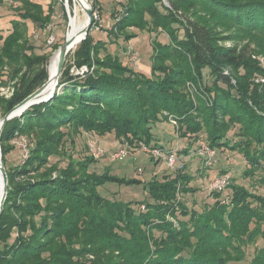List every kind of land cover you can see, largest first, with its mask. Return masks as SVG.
Instances as JSON below:
<instances>
[{"label": "trees", "instance_id": "16d2710c", "mask_svg": "<svg viewBox=\"0 0 264 264\" xmlns=\"http://www.w3.org/2000/svg\"><path fill=\"white\" fill-rule=\"evenodd\" d=\"M16 1L21 7L9 33L0 28V85L4 76L14 80L11 97H0L3 115L48 82L52 53L37 51L30 26L46 29L60 7L58 0H51L47 11L35 0ZM167 2L126 0L123 11L112 13L108 31L126 41L136 36L130 27L156 33L151 75L111 53L110 41H95L92 25L73 55L76 68L88 69L74 74L69 52L53 97L3 127L8 192L0 214V264H264V245L245 259L251 244L264 241V195L237 178L212 190L214 202L204 201L198 209L196 199H187L200 190L192 185L198 176L183 164L173 174L146 181V199L134 205L108 199L101 188L107 182L142 181L121 178L110 167L101 173L91 153L77 158L69 152L68 144L75 146V137L85 132L115 133L123 144L162 149L153 127L172 119L176 135L187 142L180 152L188 154L205 140L216 153H239L246 161L243 177L260 174L256 183L264 186V82L257 81L264 79V67L251 55L264 52V0ZM220 27L234 28L236 41L248 43L220 45ZM161 33L168 42L158 39ZM255 41L258 50H250ZM60 46L53 43V52ZM18 136L30 139L29 153L8 166ZM197 154L203 177L211 165L206 155ZM59 158L67 164L60 166ZM30 172L34 179L19 180Z\"/></svg>", "mask_w": 264, "mask_h": 264}, {"label": "rangeland", "instance_id": "374dc122", "mask_svg": "<svg viewBox=\"0 0 264 264\" xmlns=\"http://www.w3.org/2000/svg\"><path fill=\"white\" fill-rule=\"evenodd\" d=\"M43 4L45 10H48V6L51 3V0H35ZM166 3L167 0H164ZM98 3L102 7V26L100 28H93L90 31V36L98 41L100 39L110 41L108 43L109 51L113 54L121 55V59L127 65L140 70L141 72L151 75L153 64H152V54H153V40L157 37L155 32H149L147 30H139L135 27H130L129 31L132 33H136V36L129 41H126L123 37L116 38L112 35L108 34V31L112 27V22L115 19L112 17V13L114 10L118 9L119 5L114 0H98ZM57 4L60 6L58 11L52 15V21L50 25L54 27L49 30L40 29L35 24H31L30 29V41L31 43L37 47V51L40 53H52L51 56L55 53L53 52L52 44L48 42V38L51 35L56 36L55 42L62 45L66 37L70 35L73 21H81L85 20L84 12L80 10L79 5L76 2V6L72 2L70 6L71 15L68 14V11H64L63 16L57 13H62L61 4L57 1ZM56 5V6H58ZM80 6V5H79ZM21 2L16 0H4V2L0 3V28L2 29L3 35L9 33V29L11 28L10 20L15 18L20 11ZM58 8V7H57ZM198 9H203L202 6H198ZM204 12V11H202ZM191 19L192 17L189 16ZM219 38L217 42L220 45L224 46H234L238 45V47L244 46L248 43L249 40H242L237 42L235 39L237 36V30L231 28L230 30H226L224 27H220L217 29ZM89 33V32H88ZM88 35V34H87ZM87 37V36H86ZM158 39L162 42H168L169 37L166 33H161L158 35ZM54 42V43H55ZM2 45V41H0V47ZM79 44L76 47H72V51H70L69 61L68 63H72V68L74 66V52L77 49ZM260 45L257 44V41L252 42L250 44V50L258 47ZM252 52V51H251ZM136 54L137 59H134L132 56ZM251 55L254 59L259 61V64L264 67V52L255 53L252 52ZM49 67V64H48ZM6 71H8V67H5ZM49 69V68H48ZM74 69H76L74 67ZM205 81L207 83H212V77L210 76L208 69L204 70ZM5 81L0 85L4 87L0 89V97L9 99L11 97L12 88L11 86L14 83V80L11 81L9 76H4ZM16 81V80H15ZM49 81V80H48ZM49 87V82L46 85ZM46 88V87H45ZM4 111L0 107V119L4 116ZM153 133L157 142L160 145H163L165 151L168 152H176L177 153V164L174 166H169L166 161L162 159V161L157 162L156 157H154L151 153L144 149L142 143H122L119 139L116 138L115 133H108L106 135H98L95 133H81L75 137V146H69V152L75 151V157L83 158L85 155H89L90 152V143L95 146L94 148L103 151V155L97 158V162L94 164V169L103 172L105 168L110 167L111 173L118 175L121 178H133L142 181L141 183H133L126 184L120 182H107L101 188V192L104 196L111 200H118L124 202H131L134 205L137 203L144 201L146 199V192L144 191V183L150 180L153 177H162L164 174H173L176 170H179L183 167V164H186L188 170H191L193 173L197 174L198 178L194 182L197 190L195 195H189L187 197L190 201H195V199L200 203L198 209H201V205L203 202L213 203L214 199L210 196L211 189L210 183L212 180L217 177L227 176L229 180H233L232 178H237L236 180L249 187L251 190H257V192L264 195V186H259L256 183V179L260 176L257 174L254 178H246L243 177V170L246 168L245 159L239 155V153L230 152L228 150H218L215 157L214 162L208 167L207 171H205V175L202 177L198 170H202L203 159L199 158L197 152L201 150V146L205 143V140H199L196 142L192 149L188 154L180 152L186 145V139L181 136L176 135L175 127L172 125L170 121H162L157 122L153 127ZM177 138V139H176ZM181 141V142H180ZM189 142V140H188ZM12 143L15 145V149L8 154L6 164L8 166L19 164L27 157L29 153V145H31L30 139L26 136H18L12 140ZM126 144V145H125ZM199 144V145H197ZM123 147L127 149V155L123 159L120 160H112V155L120 148ZM51 162H55L57 158H50ZM60 159V158H59ZM58 159V160H59ZM60 166H65L67 164L66 158L60 159ZM56 176V172L54 173ZM36 174L30 172L27 176H21V179H34ZM235 180V179H234ZM256 183V184H255ZM226 190L225 193H227ZM227 196V194H224ZM159 234V233H157ZM264 245V241L259 239L257 243L251 244L249 246V253L246 252V260H250L253 256L255 250L260 246ZM90 256H87V258ZM240 264H246L245 260Z\"/></svg>", "mask_w": 264, "mask_h": 264}, {"label": "built area", "instance_id": "2783aa9c", "mask_svg": "<svg viewBox=\"0 0 264 264\" xmlns=\"http://www.w3.org/2000/svg\"><path fill=\"white\" fill-rule=\"evenodd\" d=\"M59 3L62 5V13H57L59 15L64 14V11L66 10V12L68 11V14L71 15V10H70V6L72 5V2L74 3V5L76 6V0H58ZM87 2V6L91 7L93 9V14H94V22H93V26H95L96 28H100L102 26V7L101 5L98 3V0H85ZM117 2V4L119 5L118 9L120 11L124 10V4L126 0H114ZM168 4V2H166ZM54 15V14H53ZM54 27L51 26L50 24L47 26V28H49V30H51ZM56 40V36L55 35H51L48 38V42L50 44H53ZM134 59H137V55L134 54L132 56ZM74 67L76 68V66L74 65L72 68V72L74 74H81L84 73L88 68L87 66H83L81 68H76L74 69ZM257 81H261L264 82L263 78H259L257 79ZM4 87H1L0 89H3ZM13 93V90H12ZM11 93V95H12ZM172 123L176 124L175 120H172ZM93 143H90V152L93 156H95L96 158H99L100 156L103 155V151L98 150L96 148H94L95 146L92 145ZM143 147L145 150H147L149 153H151L154 157L156 158H160L163 159L164 161H166V163L169 166H174L177 164V153L176 152H167L163 149L160 148H151V147H147L146 145L143 144ZM200 152L204 155H206L208 157V160L206 162L207 165H212L214 162V157L216 155V152L211 149L207 143H203L201 146V150ZM127 155V149L120 147L113 155H112V160H120L123 159L124 157H126ZM228 183V178L226 176L223 177H217L216 179L212 180L210 183V189L211 190H221L223 189Z\"/></svg>", "mask_w": 264, "mask_h": 264}, {"label": "water", "instance_id": "95a60500", "mask_svg": "<svg viewBox=\"0 0 264 264\" xmlns=\"http://www.w3.org/2000/svg\"><path fill=\"white\" fill-rule=\"evenodd\" d=\"M84 9L85 12L88 16V22L86 25V28L84 29L85 34L87 36L89 30L92 27V24L94 22V14H93V9L87 5H84ZM86 36L84 37V39L86 38ZM71 44L72 41L70 39H68V37H66L65 42L59 47V59H58V74H62L63 72V68H64V64L66 62V58L68 53L70 52V48H71ZM58 77L57 81H56V86L58 87L59 85V78ZM47 81L38 89H36L33 93H31L30 95H28L25 99H23L21 102H19L17 105H15L11 110H9L1 119H0V136L3 130V127L5 126V124L13 117L18 116V115H22L23 112L31 107L32 105L38 104L40 102L49 100L53 97L54 93L57 90V87L51 92V94L48 95H43V91L44 88L46 86ZM19 112V114H18ZM0 170L2 172V176H3V181H4V193H3V197H2V201L0 204V214L4 208L5 205V201L7 198V192H8V174H7V168L5 166V162L3 159V155H2V148H1V143H0Z\"/></svg>", "mask_w": 264, "mask_h": 264}, {"label": "bare ground", "instance_id": "6f19581e", "mask_svg": "<svg viewBox=\"0 0 264 264\" xmlns=\"http://www.w3.org/2000/svg\"><path fill=\"white\" fill-rule=\"evenodd\" d=\"M76 2L80 5H77V8L80 7L85 14V20H81V21H73V26L70 32V35L68 37V39H70L72 41L71 44V48L70 51L72 49V47H76L77 44H79L84 37L86 36L84 29L86 28L87 22H88V16L85 12L84 9V5H87V2L85 0H76ZM58 59H59V49L55 51V53L50 57L49 60V87L48 88H44L43 91V95H48L51 94V92L57 87L56 86V81L58 79V77L60 76V74H58ZM48 82L46 83V85L48 84ZM46 87V86H45ZM19 114V112H18ZM1 125V123H0ZM1 157V154H0ZM4 181H3V176H2V172L0 170V204L2 201V197H3V193H4Z\"/></svg>", "mask_w": 264, "mask_h": 264}]
</instances>
